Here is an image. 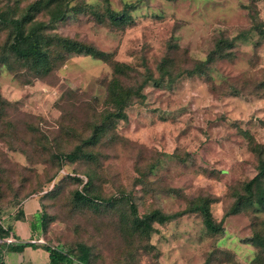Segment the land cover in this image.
<instances>
[{
  "label": "rangeland",
  "instance_id": "374dc122",
  "mask_svg": "<svg viewBox=\"0 0 264 264\" xmlns=\"http://www.w3.org/2000/svg\"><path fill=\"white\" fill-rule=\"evenodd\" d=\"M34 1L0 0V15L21 16ZM110 1L118 11L130 5L131 19L111 22L103 0H70L46 33L94 45L128 74L78 53L38 73L8 51L12 24L0 22V221L36 195L47 216L40 245L73 264L81 244L90 264H264L252 243L264 235V207L247 198L218 233L186 213L145 234L130 210L133 202L140 216L175 214L205 197L219 222L245 195L264 150V0ZM220 40L228 55L191 75ZM115 79L139 95L126 118L112 117L95 145L83 144L113 110ZM78 145L75 160L61 158ZM77 190L96 202H78Z\"/></svg>",
  "mask_w": 264,
  "mask_h": 264
},
{
  "label": "trees",
  "instance_id": "16d2710c",
  "mask_svg": "<svg viewBox=\"0 0 264 264\" xmlns=\"http://www.w3.org/2000/svg\"><path fill=\"white\" fill-rule=\"evenodd\" d=\"M103 9L105 15L111 20V22L119 24L126 23L131 19L129 15L128 7L126 6L123 10L118 11L112 8L110 0H103ZM70 9V0H36L28 5L26 11L17 17H6L0 15V22L12 24V39L8 44V51L20 59H23L38 72L44 73L50 71L58 62L59 57L62 60L67 58L70 53L87 54L92 55L96 58L102 59L106 62L113 64L114 71L119 74H128L132 68L124 63L114 62L111 60V55L99 50L97 47L91 44L80 42L71 38L48 35L46 32L49 26L53 23L60 21L65 18L67 12ZM42 14H48V20L38 19ZM52 45L55 48H51ZM60 48L63 52L61 56H56V49ZM222 47L221 40L218 41L214 49L209 53L206 61L199 62L195 68L189 71L192 75L194 73L205 74L211 67V61L214 56H225L228 55ZM61 53V52H60ZM229 53V52H228ZM166 74H170V71L163 67ZM164 75V73H163ZM150 77L144 79L141 83H147L150 81ZM139 95V91H133L131 88L124 87L120 80L115 79L110 87V93L108 97L109 103L113 105V110L107 113L100 124H96L92 134L83 140V144L95 145L103 133L106 131V127L109 124V120L112 117L116 119L126 118L125 108ZM83 151V146L78 145L75 150L71 152H62L60 154L63 160H75L80 152ZM257 173L244 184L245 195L241 199L237 200L231 209V211L225 213L221 221H216L212 215L210 209V198H201L198 201L191 203V205L181 212L175 214H167L160 209H153L148 213L140 216L136 205L130 203L131 214L133 215L132 226L136 231L148 234L153 229V223L159 222L164 223L172 220L174 217L183 215L186 213H199L203 217L205 227L211 233H218L223 229V220L228 215L236 213L245 203L244 198L248 201L259 204L264 207V150L260 151V157L258 161ZM88 183V182H87ZM86 183V184H87ZM36 196V195H33ZM32 196H29L30 198ZM40 205V227L43 231L47 225V216L44 212V198L37 196ZM27 198V199H28ZM74 198L78 202L86 204H94L96 202L93 196L85 194L80 190H77L74 194ZM25 199V200H27ZM24 200V201H25ZM23 201V202H24ZM23 202L18 206L16 212L7 219L6 223L0 221V236L5 240L0 249L7 248L11 251L22 252L25 247L34 243H18L14 244L7 240L11 238L12 221L21 220L25 218L24 210L22 208ZM252 243L260 249V254L257 256V260H261L264 256V235L260 232H255L252 237ZM46 251L49 252V263L48 264H73V261L62 251L51 246H44ZM80 253L78 254V264H90L91 250L85 244L79 246Z\"/></svg>",
  "mask_w": 264,
  "mask_h": 264
},
{
  "label": "crops",
  "instance_id": "0c3cea01",
  "mask_svg": "<svg viewBox=\"0 0 264 264\" xmlns=\"http://www.w3.org/2000/svg\"><path fill=\"white\" fill-rule=\"evenodd\" d=\"M34 201L33 203H29ZM29 203V204H28ZM29 205V206H28ZM25 218L12 221L11 236L14 244L34 243L22 252L0 249V264H48L49 252L40 245L42 230L40 227L41 205L37 196H32L23 202ZM5 241V240H4ZM28 255V257H26Z\"/></svg>",
  "mask_w": 264,
  "mask_h": 264
},
{
  "label": "built area",
  "instance_id": "2783aa9c",
  "mask_svg": "<svg viewBox=\"0 0 264 264\" xmlns=\"http://www.w3.org/2000/svg\"><path fill=\"white\" fill-rule=\"evenodd\" d=\"M7 241H8V242H13V238L11 237V238H9Z\"/></svg>",
  "mask_w": 264,
  "mask_h": 264
}]
</instances>
